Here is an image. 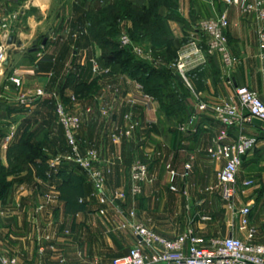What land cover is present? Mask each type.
<instances>
[{
	"label": "crops",
	"instance_id": "crops-1",
	"mask_svg": "<svg viewBox=\"0 0 264 264\" xmlns=\"http://www.w3.org/2000/svg\"><path fill=\"white\" fill-rule=\"evenodd\" d=\"M115 1L101 0L98 5L95 0H26L21 7L22 17L17 18L21 25L11 34L19 45L13 48L0 75V168L7 172L5 183L10 188L5 192L12 194L14 190L13 199H16L12 200V203L16 201L15 207H5L3 204L9 200H5L6 194L0 197V256L13 257L22 263H37L49 251L59 248L58 245L66 251L82 244L90 222L95 227V262L104 256L122 255V251H114L120 248L117 236L121 234L127 236L129 246L136 243L130 228L122 227L123 215L110 208L104 217L96 214L98 204L94 190L81 172L67 162L56 172L47 170L46 162L51 156L67 153L63 131L56 118V99H61L79 115L77 138L80 142L100 153L106 193L110 198L130 204L125 187H128L129 178L128 158H133L135 153L148 166L151 180L154 177L151 171L155 167L165 170L163 164L167 163V167L180 173L189 162L187 177L193 174L195 180L189 193L198 203L187 208L186 213L197 218L194 234L202 240L228 235L244 240V235L236 229L234 211H230V216L223 215L220 223H215L207 195H194L199 189L204 191V185L206 189L217 181V172L224 164L223 160L213 161L207 154L212 140L223 129L222 125L207 111L199 115L195 132L179 133L176 126L196 113V99L208 106L224 99L235 102V88L239 85L249 87L264 101V59L261 57L264 47L258 43L256 16L243 13L236 6H226L221 0H159L155 13L163 35L157 39L158 43L153 42L155 40L144 27L135 31L131 19L120 17L117 20L118 28L129 30L136 43L152 50L157 68L146 65L171 74L167 89L163 91L173 97L169 114L162 105L168 99L159 100L147 91L150 84L145 86L124 69L110 65V74L102 78L95 77L90 70L89 60L101 59L103 55L91 33L95 12L112 6ZM125 1L144 11L151 8V0ZM218 11H225L228 17L227 37L237 60L235 66L224 71L217 56H205L200 64L188 70L186 80L180 79L170 68L177 50L189 42L191 36L200 39L193 30L195 23ZM1 17L8 24L10 15L2 13ZM118 38L119 34L115 33L111 39L117 43ZM10 76L19 78V87L9 80ZM17 94L31 102L27 106L21 105L16 99ZM131 100L135 101L133 106L129 104ZM105 103L113 106L109 117L101 114ZM241 112L246 115L245 111ZM125 113L132 114L137 126L131 138L112 142L110 134L115 127L123 125ZM13 121L15 125L11 124ZM228 134L232 139L239 134L257 137V146L243 157L239 171L242 166L255 167L257 154L264 155V128L243 122L230 129ZM19 144L45 152L44 161L34 159L22 169L9 171L15 167L9 158V150ZM38 166L43 169L41 174L37 172ZM251 176L237 179L241 182L252 179ZM69 177L82 183L79 190L83 203L78 202V206L73 201L74 208H69L71 201L65 195ZM175 180L179 184V179ZM47 195L51 196L48 203L45 201ZM6 199H10L9 196ZM234 201H239V205H235L239 209L249 200L246 195L239 199L238 194ZM84 202L92 204L84 205ZM40 205H44L43 209H39ZM203 217H210L212 222L200 221ZM250 225L257 232L256 241L264 243V214L251 213ZM102 245L113 251L101 255ZM77 255L80 257L81 253ZM57 256L62 258L61 254ZM64 262L66 258H63Z\"/></svg>",
	"mask_w": 264,
	"mask_h": 264
},
{
	"label": "built area",
	"instance_id": "built-area-1",
	"mask_svg": "<svg viewBox=\"0 0 264 264\" xmlns=\"http://www.w3.org/2000/svg\"><path fill=\"white\" fill-rule=\"evenodd\" d=\"M221 2L226 6H236L243 13H252L256 16L259 23L258 43L264 47V0H221ZM228 26L229 21L225 11H218L200 20L195 28V33L200 36V39H191L186 45L179 48L170 68L183 80H186L188 70L200 64L205 56H217L223 70H231L237 60L228 43ZM11 34L5 32L1 35L0 75L4 72L8 60L7 51L10 46L7 45V39L12 36ZM118 43L120 48L128 50L137 61L157 68L152 50L134 44L127 29L121 31ZM261 57L264 59V54ZM89 64L95 77L102 78L110 74L109 68L102 66L97 58L90 59ZM9 80L15 87L20 86L19 78L10 76ZM235 98V102L224 99L217 101L212 106L197 100L195 104L196 113L190 115L183 124L177 127V130L181 133L195 132L199 115L207 111L216 122L222 125L223 129L212 140L207 149V154L214 161H224L217 172V184L221 188L222 199L227 202L229 209L234 211L237 216L236 229L244 235V240L233 235L202 240L190 228L175 238L168 239L143 224L135 222L132 219L133 212H130L126 216V223L135 237L136 243L130 247L127 253L107 261H96L94 264H264V243L256 241L257 232L250 225L251 206L248 203L239 209L234 206V200L240 188L252 184L251 179L239 183L237 174L242 165L243 157L257 146L258 139L255 136L242 134L232 139L228 134L230 129L243 122L250 123L253 119L261 121L264 128V101L255 91L245 85H239L235 88ZM16 99L25 106L31 102L29 98L23 95L17 94ZM71 100L74 98L71 97ZM129 104L133 106L135 101L131 100ZM112 109L111 104L105 103L101 108V114L109 117L112 114ZM242 110L246 112V115H243ZM55 113L63 131L68 154L65 157L62 155L51 156L46 162L47 170L56 172L65 162L76 166L93 184L98 201L96 214L104 217L107 207L113 205L114 200L106 193L101 155L97 150L89 148L79 141L77 130L80 126V118L71 112L61 99L55 100ZM122 121L123 125L115 127L110 134L112 142H119L124 137L131 138L132 132L137 126V122L131 113H125L122 116ZM189 169L190 164L187 162L184 165L186 175ZM148 176V168L143 162L132 161L127 190L128 196L132 200L141 194ZM174 178L175 173L171 172V184L174 182ZM170 189L177 191L173 185L170 186ZM182 194L187 197L186 190H183ZM50 200L51 196H45L46 203ZM43 207L44 205H40L39 209H43ZM46 240H49L47 236ZM50 248L53 249V246ZM0 261L1 264H28L19 262L16 258L2 255Z\"/></svg>",
	"mask_w": 264,
	"mask_h": 264
},
{
	"label": "rangeland",
	"instance_id": "rangeland-1",
	"mask_svg": "<svg viewBox=\"0 0 264 264\" xmlns=\"http://www.w3.org/2000/svg\"><path fill=\"white\" fill-rule=\"evenodd\" d=\"M25 1L26 0H0V5L3 6L2 8L0 7V39L2 38L1 35L3 33L7 32L8 34H11V33H13L14 29H16V27L18 25H21V22L18 21L17 18L22 17L21 7L23 6V3ZM95 1H96L95 4L99 5L101 0H95ZM123 1H125V0H116L115 2L122 3ZM5 7H6V9H5ZM2 13H6V14L10 15V19L8 20V24H6V21L4 20V18L1 17ZM95 14H96V12H95ZM204 18H207V17H204ZM204 18H200L195 23L193 30H195L197 23ZM117 24L118 23H116L115 33L117 35L118 34L120 35V33L123 29L122 30L120 29L122 27L118 28ZM2 26H5V27L3 28ZM127 32H128L129 37L132 39V37H133V36L131 37L132 32L130 33L129 30H127ZM192 38L196 39L195 37L191 36V39ZM132 41L134 44L140 46L138 43H136L134 41V39H132ZM187 43H185L184 45H186ZM117 44L119 47L118 41H117ZM183 46H181V47H183ZM140 47H142V46H140ZM13 48H14V46L9 47V49H13ZM145 49H149V48H145ZM99 59L100 58L97 57L98 62L102 65V63L100 62ZM174 59L175 58H173V61H174ZM89 66H90V64H89ZM175 74H177V73L175 72ZM177 76L180 79H182L178 74H177ZM186 78H187V75H186ZM196 101H197V99H196ZM69 110H70V108H69ZM71 112H73V111H71ZM75 114H77V113H75ZM184 122L181 121L179 124L181 125ZM11 124L15 125V121L11 122ZM178 126L179 125H177L176 128ZM179 133H181V132H179ZM44 153L45 152L40 151V150H39V153H37V154L34 152H30L28 150L22 151L21 150V144L16 145L15 147H13V149L9 150V158L11 157L12 161L14 162V166H15V167H13V169H10L9 171H15L14 169H19V168L22 169L24 166L26 167V165H24L23 163L26 164V162L29 161L30 159L31 160L32 159H38L40 162L44 161L41 158V156ZM67 154H68V151L66 154H64L62 156L65 157V156H67ZM36 155H38V157H36ZM47 155L50 156V154H47ZM57 155H61V154H57ZM34 156H35V158H32ZM256 157L258 160H257L255 167L248 168L247 166H244V167L242 166L241 170L239 171V175L237 174V178L239 177L238 178L239 180H242L245 176H248V175L253 176V177L251 176L252 177V179H251L252 184L248 187L240 188V190H242V189H244V190L241 191L240 193L238 191V194H239V199H242V196L246 195V196H248L249 201L250 200L253 201V203H251L252 205L250 204L249 201L245 202V204L248 203L251 206L250 215H251V213L253 215L254 214L263 215L264 214V155H262L261 152H259ZM128 159H129V163H128L129 171H130V165H131L132 161H134V160H138L140 162H143L146 165L145 161L140 158V155L138 153H135V156L133 158L130 156ZM70 165H72V164H70ZM166 165H167V163L163 164V166L166 167L165 170H159L158 167L153 168V170L151 171V174L154 176L153 179L152 180L150 179V173H149L148 180L143 185V189H142L141 194L138 195L135 198V200H132L128 196L129 201H130L129 205L128 204L125 205V204L121 203L119 200L116 201L113 199L114 204L111 205L110 207H107V208L114 209L115 212H118L121 215H123L122 220L125 219L124 225L126 227H128V225L126 223V221H127L126 216L130 212L131 213L133 212L132 219L135 222L143 224L144 226L154 230L156 233H158L159 235H161L165 238L173 239L176 236H178L179 234L183 233L187 228H190L192 230H193V228H195L194 220L197 218H195L194 216H189L186 213V211L188 210L187 208L190 209L192 206L193 207L196 206V203H198V202L197 201L195 202V200L192 199V195L190 196V193H189L190 185L195 182V180L193 179V174H191L189 177H187L188 173L186 175L184 169H183V172L181 171L180 173H176V171H173L171 169V167H167ZM71 167H73L74 170L81 172L79 169L76 168V166L72 165ZM147 168H148V166H147ZM42 170H43L42 167L38 166V169H37L38 174L39 173L41 174ZM148 172H149V168H148ZM171 172L175 173L174 179H177V180L179 179V181H180L179 184H176L175 182H173L171 184V182H170ZM6 173L7 172H1L0 171V197L2 195L4 197L6 194L5 200L6 201L9 200V201H7V204H3V206L5 205V207H7V206L15 207L16 201H13V203H12V200H16V199H13L14 198V196H13L14 190L12 191L13 192L12 194H10V192L7 193L5 191H1V188H3V186H6L5 185L6 184L5 183L6 182V180H5ZM81 173L83 174V172H81ZM86 181L92 185V188H93L94 193H95V188H94L93 184L90 181H88V179ZM128 181H129V178H128ZM239 183H240V181H239ZM81 185H82L81 182L79 183V181L74 180L72 182V184L69 186L70 189L69 190L66 189L67 195H69L71 197L74 196V199L73 198H71V199H73V201H75L76 205H78V206H79L78 202L83 201L81 199L82 196H81L80 190H77V189H79V187H81ZM171 185L175 186L177 191H172L170 189ZM211 185H212L211 187H208L206 189H204V186H205L204 185L202 187V190H204V191L201 192L200 191L201 189H199L198 193H195L194 195H196V196L197 195L200 196L201 194L207 195V197L209 198V201L207 202L209 205L208 208L211 209L210 210L211 214H213V216H215L212 220L215 219L216 220L215 223H220L223 215L228 214V216H230L231 210L229 209L227 202H225L222 199L221 188L218 186L217 181H215V183H213ZM6 187H7L6 189L9 190L10 187L9 186H6ZM127 190H128V187H125V191H127ZM183 190H186L187 197H185L182 194ZM244 191H245V193H244ZM7 196H9L10 199H6ZM95 198H96V202L98 204L97 197L95 196ZM85 204L91 205L92 203L91 202L90 203L84 202V205ZM235 205L238 206L239 201L234 202V206ZM1 208H2V205H0V210H1ZM69 208H74V204L71 203L69 205ZM198 219L200 220V218H198ZM192 220H193V222H192ZM200 221L212 222L210 217L209 218L203 217V218H201ZM190 222H191V224L189 225ZM92 224H93V222H90L89 226H86V228H87L86 234H85L86 240L82 241V244L79 243L78 245H76V247H74V248L72 247L71 249L66 250V251L61 250L62 246L58 245L59 248H55L53 251H49V253H47V254L45 253L46 256L44 258H42V260H39L37 263H42V264H94L95 263V233L93 232V230H95V227H93ZM216 229H218V228H216ZM193 232H196V229L193 230ZM197 235H201V234L197 233ZM117 237H118L117 239H118L119 244H120V248H115L114 251L116 253L122 251V255H123V254L127 253V251L130 249L131 246L126 244V241H127L126 235L121 234ZM209 238H212V237H209ZM111 251H113L111 247L108 248L105 245L100 246V253L103 256H104V254L111 253ZM79 252L81 253L80 257H79V255H77ZM58 254H61L62 258L60 256H57ZM69 254H71L72 256H69ZM117 256L118 255L104 256V258L101 257L102 259H99V261H107V260L112 259V258L117 257ZM63 258H66V262H64V263H63Z\"/></svg>",
	"mask_w": 264,
	"mask_h": 264
},
{
	"label": "trees",
	"instance_id": "trees-1",
	"mask_svg": "<svg viewBox=\"0 0 264 264\" xmlns=\"http://www.w3.org/2000/svg\"><path fill=\"white\" fill-rule=\"evenodd\" d=\"M158 3L159 0H151L150 10L144 11L143 9L134 7L127 1H123L122 3L115 2L112 6L100 10L95 14V26H93L91 33L95 38V42L102 49L103 55L100 59L102 66H117L124 69L125 72H128L133 78H136L145 86L150 84L151 87H147L148 92L157 96L161 101L162 99H168V102L165 101V103L163 101L162 105L165 111L170 114L169 109L171 104L173 103V97L169 93L165 95L163 91L167 89V82L169 78L172 77L171 74L166 71L154 70L146 64L137 61L127 50L119 48L118 44L111 39L115 35L117 20L120 17H126L134 22L133 24L135 26V31H137L140 27H144L145 29H147V32L151 35L153 40H155L153 42L158 43L159 41H157V39L162 38L163 35L162 28L159 21L156 19L155 13V8L157 7ZM109 22H111L109 25L106 24ZM132 39L134 38L132 37ZM21 150H28L36 154L39 153L38 148L29 145H21ZM36 157H38V155H36ZM32 158H35V156ZM41 158L43 159V155L41 156ZM33 160L34 159H30L26 162V164ZM23 164L25 165V163ZM0 171L5 172V170H3L2 168H0ZM74 180L76 179L73 177H69L65 185V188L67 190L70 189L69 186ZM5 185L8 186L7 184ZM6 186H3V188H1V191H5L7 188ZM65 195L68 199H70L72 203L74 196L71 197L67 195L66 190Z\"/></svg>",
	"mask_w": 264,
	"mask_h": 264
},
{
	"label": "water",
	"instance_id": "water-1",
	"mask_svg": "<svg viewBox=\"0 0 264 264\" xmlns=\"http://www.w3.org/2000/svg\"><path fill=\"white\" fill-rule=\"evenodd\" d=\"M7 45H9L10 47L11 46H18L19 44H17V42H16V40L14 39V37L13 36H10L8 39H7ZM12 51H13V49H9L8 51H7V56L9 57L10 55H11V53H12ZM6 64H7V62H6ZM252 123H254L256 126H258V127H262V123H261V121H259V120H257V119H253L252 120Z\"/></svg>",
	"mask_w": 264,
	"mask_h": 264
}]
</instances>
